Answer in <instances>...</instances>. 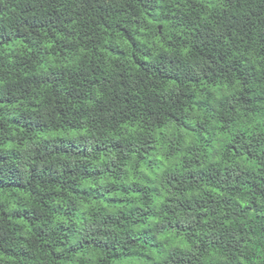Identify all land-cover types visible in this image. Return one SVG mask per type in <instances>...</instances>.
<instances>
[{
  "label": "trees",
  "instance_id": "16d2710c",
  "mask_svg": "<svg viewBox=\"0 0 264 264\" xmlns=\"http://www.w3.org/2000/svg\"><path fill=\"white\" fill-rule=\"evenodd\" d=\"M0 264H264V0H0Z\"/></svg>",
  "mask_w": 264,
  "mask_h": 264
},
{
  "label": "water",
  "instance_id": "95a60500",
  "mask_svg": "<svg viewBox=\"0 0 264 264\" xmlns=\"http://www.w3.org/2000/svg\"><path fill=\"white\" fill-rule=\"evenodd\" d=\"M159 29H160V27H159Z\"/></svg>",
  "mask_w": 264,
  "mask_h": 264
}]
</instances>
